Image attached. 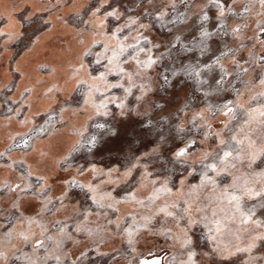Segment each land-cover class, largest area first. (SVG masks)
<instances>
[{
  "label": "snow or ice",
  "instance_id": "obj_1",
  "mask_svg": "<svg viewBox=\"0 0 264 264\" xmlns=\"http://www.w3.org/2000/svg\"><path fill=\"white\" fill-rule=\"evenodd\" d=\"M21 5L34 8L23 18L27 28L14 18ZM34 5L0 0V58L14 41L32 53L58 29L71 34L74 59L63 83L53 81L43 96L79 99L46 110L42 124L10 136L0 151V169L14 172L0 179V201H7L0 264H264V0ZM13 70L24 77L19 64ZM184 86L190 94L175 111L154 99ZM34 92L25 86L19 99L8 96L3 118L11 123L31 108L25 93ZM116 114L137 117L153 144L130 151L123 165L100 167L91 156L118 135ZM35 115L17 122L28 125ZM66 133L73 142L58 150L55 138ZM129 140L139 142L135 130ZM12 149L35 153V167L14 159ZM49 166L70 175L55 196ZM29 200L41 205L36 216L25 214ZM145 236L163 244L142 252Z\"/></svg>",
  "mask_w": 264,
  "mask_h": 264
},
{
  "label": "rangeland",
  "instance_id": "obj_2",
  "mask_svg": "<svg viewBox=\"0 0 264 264\" xmlns=\"http://www.w3.org/2000/svg\"><path fill=\"white\" fill-rule=\"evenodd\" d=\"M42 3L43 0H35L34 7L38 9ZM115 3L124 9L132 6V0H115ZM4 4L10 6L11 0H4ZM33 10V7H24L21 5L20 9L15 12L14 18L24 24V28H27L28 25L24 23L23 18L26 15H32ZM39 14L40 13L37 11V15ZM33 18L35 19V17ZM2 25L3 21H0V26ZM23 30L22 28L21 31ZM153 36L158 38L159 33H153ZM75 51L76 43L71 34L65 33L63 30L59 29L56 30L38 50L32 53H28L26 49H24V43L20 41H14L8 46V51L4 54L3 58H0V103H4L8 96H11L13 99H19V94L25 86L33 87L35 85V92L31 94V96L25 93V96L30 98L32 107H25L21 116L11 123L6 121L3 118V113L0 112V151H5L7 149L8 145L11 143L10 136H16L17 134L28 131L34 124H42L46 119V110L52 109L58 111L61 106L65 105L69 96L72 97L69 102L72 103L73 106H76L79 93H57L55 102H50L48 98L43 96V89L46 86H50L53 81L63 83V70L74 59ZM17 64L21 66V70L25 74L23 78L20 77L19 73L13 70ZM37 81L39 82L38 84ZM5 85L8 87L6 88ZM9 88H12L13 91L9 92ZM188 94H190V90L187 86L176 87L170 89L166 96L157 91L154 93V99L164 103L170 111H175L182 102L183 97ZM37 112L39 115H35L32 122L28 125H21L17 122L19 119H24L26 115H32ZM69 119H71L72 122H76L83 121L85 117L83 115L76 117H69L66 115L65 120ZM113 122L118 130V135L105 138L93 151L91 156L92 161L97 163L100 167L123 165L130 151L139 153L140 151L148 150L153 144V138L151 136L142 135L143 130L139 127L140 122L137 117L129 116L127 118H121L116 114ZM218 126V122L214 124V127ZM133 130H135L139 137V142L135 145L129 140L130 135L133 134ZM72 142V138L68 133L55 138L58 150H65ZM211 142L212 140L210 139L208 143ZM10 155L16 160H22L26 164H32L35 167V153H29L28 156H23L18 149H12ZM82 157L87 159V154H82ZM79 162L83 163L84 161L80 160ZM17 167H19V165H17ZM44 174L47 175L48 182L52 186L53 196L60 193L64 187V181L70 178L69 171L51 166H49ZM13 176L14 172L12 170L0 169V179L11 180ZM40 206V203L35 200L25 202V214L36 216ZM0 207H7V201H0ZM123 211L122 209V212ZM113 244L116 248L123 247L118 239L113 241ZM162 244V238L145 236L140 241L138 249L142 252H147L155 249L157 245ZM70 250L76 251L75 248H70ZM165 250L170 253L172 252L171 249ZM236 264H239L238 260Z\"/></svg>",
  "mask_w": 264,
  "mask_h": 264
}]
</instances>
